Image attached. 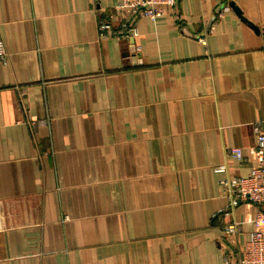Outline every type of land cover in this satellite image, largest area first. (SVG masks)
<instances>
[{
    "label": "crops",
    "instance_id": "0c3cea01",
    "mask_svg": "<svg viewBox=\"0 0 264 264\" xmlns=\"http://www.w3.org/2000/svg\"><path fill=\"white\" fill-rule=\"evenodd\" d=\"M118 1L0 0V264H226L215 167L253 165L264 0H179L134 50L99 36Z\"/></svg>",
    "mask_w": 264,
    "mask_h": 264
},
{
    "label": "built area",
    "instance_id": "2783aa9c",
    "mask_svg": "<svg viewBox=\"0 0 264 264\" xmlns=\"http://www.w3.org/2000/svg\"><path fill=\"white\" fill-rule=\"evenodd\" d=\"M179 0H119L113 10L99 16L98 29L101 38L115 36L124 39H136L140 36L137 26L140 18L157 20L171 15ZM229 10L226 6L223 11ZM222 12L219 13L221 17ZM214 29V25L212 26ZM205 42V38H199ZM0 61L8 63V52L0 32ZM255 137L251 148L253 162L247 175L233 176L226 164L215 167V171L225 173L220 180L221 193L226 205L214 215L221 220L224 240V258L226 264H264V120L253 123ZM229 155L239 161L245 159L241 147H229ZM242 205H251L255 211L243 219L235 216L236 209ZM245 223L252 229L244 231ZM243 234V239L239 235Z\"/></svg>",
    "mask_w": 264,
    "mask_h": 264
},
{
    "label": "water",
    "instance_id": "95a60500",
    "mask_svg": "<svg viewBox=\"0 0 264 264\" xmlns=\"http://www.w3.org/2000/svg\"><path fill=\"white\" fill-rule=\"evenodd\" d=\"M230 5H231L232 8H234V4L233 3H231ZM131 41L133 43L132 47H133V50H134L135 49V39L132 38ZM137 56H140V52L137 53Z\"/></svg>",
    "mask_w": 264,
    "mask_h": 264
}]
</instances>
